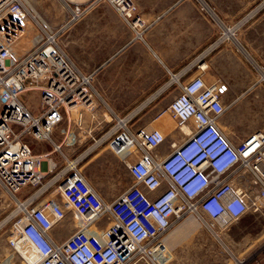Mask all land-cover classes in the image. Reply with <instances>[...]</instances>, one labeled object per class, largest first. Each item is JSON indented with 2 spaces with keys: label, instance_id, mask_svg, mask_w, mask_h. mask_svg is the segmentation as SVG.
Here are the masks:
<instances>
[{
  "label": "built area",
  "instance_id": "2783aa9c",
  "mask_svg": "<svg viewBox=\"0 0 264 264\" xmlns=\"http://www.w3.org/2000/svg\"><path fill=\"white\" fill-rule=\"evenodd\" d=\"M98 1L110 4L141 37L137 30L142 22L133 0ZM25 5L26 0H0V184L13 197L42 184L40 162L28 139L48 141L60 151L53 136L66 138L72 123L83 128L85 111L94 109L92 77L79 73L59 47L65 27L46 28L35 48L21 57L14 55L11 45L31 16ZM85 13L76 6L67 25ZM171 81L179 94L169 113L182 131L190 121L195 126L159 158L154 151L166 141L160 131H134L128 119L105 116L113 125L108 131L112 151L126 155L143 151L138 161L126 163L134 184L107 203L78 163L70 162L59 190L78 225L67 240L55 243L50 233L67 218L64 206L44 197V186L17 200L9 245L21 264L32 263L21 254L20 245L37 256L36 264H162L167 251L163 237L184 215L220 224L261 212L264 132L233 142L220 128L226 109L219 87L207 85L201 77L181 84L174 74ZM36 93L41 104L38 114L24 99ZM102 220L107 224L103 230L97 226Z\"/></svg>",
  "mask_w": 264,
  "mask_h": 264
},
{
  "label": "crops",
  "instance_id": "0c3cea01",
  "mask_svg": "<svg viewBox=\"0 0 264 264\" xmlns=\"http://www.w3.org/2000/svg\"><path fill=\"white\" fill-rule=\"evenodd\" d=\"M133 1L142 22L137 30L141 37L104 1L26 0L29 10L37 15L36 20H29L31 25L41 33L46 28L55 31L65 27L59 37L60 49L79 73L92 77L94 109L85 111V126L93 125L89 119L93 113L98 127L108 115L128 119L134 131L157 128L166 141L154 154L159 158L167 156L183 135L168 111L179 94L178 86L171 81L176 74L181 84L201 77L207 85L219 87L226 109L220 128L233 142L264 132V0ZM76 6L86 9V13L67 25ZM104 126L108 125L101 129ZM194 126L193 121L188 123L189 128ZM72 129L78 132L72 123L68 135ZM52 139L55 145L62 146L60 151L48 141L28 139L40 162L45 190L47 185L63 182L59 177L70 162L79 163L90 154V148L83 147L71 152L62 135ZM85 139L96 138L94 135ZM99 139H109L108 132ZM107 148L120 156L126 168L127 162L134 163L143 154L142 150L126 155ZM74 154L77 158L72 160ZM127 171L126 183L116 185L111 194L85 177L99 196L111 203L134 184L128 168ZM166 187L164 183L163 189ZM57 201L66 205L62 197ZM68 210L67 218L50 233L55 243L67 240L72 233L66 232L70 224L77 227L73 210ZM97 226L103 230L107 224L102 220Z\"/></svg>",
  "mask_w": 264,
  "mask_h": 264
},
{
  "label": "rangeland",
  "instance_id": "374dc122",
  "mask_svg": "<svg viewBox=\"0 0 264 264\" xmlns=\"http://www.w3.org/2000/svg\"><path fill=\"white\" fill-rule=\"evenodd\" d=\"M25 7L31 14L29 17L31 21L32 16L35 14L29 10L27 3ZM33 28L36 30L34 31L35 34L23 46L16 47V44H14L16 41L14 40L11 45L13 53L15 51L18 56H21L36 47L39 38L44 33H41L35 26ZM24 99L32 113H40L41 104L37 93L36 95L29 94ZM89 119L93 123L91 127L90 124L89 127L85 125L83 128L76 127L79 136L77 135L78 132L76 133V130L72 129L71 133L66 136L67 139L62 140L65 141L66 148L71 149V152L79 147H83V149L90 148L89 156L80 161L77 167L82 169L84 175H87L104 193L111 194L116 185L126 183L128 171L120 156L114 155L107 148L110 140L99 139L113 125H108L104 117L102 118L104 124H101L102 121H100V127H98L96 116L93 113L89 114ZM103 125L108 126H104L102 130L101 126ZM100 129L101 132L96 135L95 133ZM136 129L138 130L139 128ZM153 130L160 131L157 128H153ZM94 135L96 139H85ZM96 155L99 156L94 160L95 162L88 163ZM76 158L77 154H74L72 160ZM59 178L62 179V176ZM61 185V181L51 187L47 185L46 190L43 189L45 190L44 197L52 195L51 198H48L60 201L59 188ZM43 186L45 184L42 182L39 187L27 189L13 197L0 184V264H21L18 255L9 245L13 224L16 221L18 212L17 200H24L26 196ZM64 208L69 215L68 207L65 204ZM74 230V225L70 224L66 232L68 234ZM162 242L167 248L166 257L162 264H264V203L261 212H249L237 222L228 221L213 224L205 219L197 220L194 216L184 215L173 225L169 233L163 237ZM137 264L143 263L138 262Z\"/></svg>",
  "mask_w": 264,
  "mask_h": 264
},
{
  "label": "bare ground",
  "instance_id": "6f19581e",
  "mask_svg": "<svg viewBox=\"0 0 264 264\" xmlns=\"http://www.w3.org/2000/svg\"><path fill=\"white\" fill-rule=\"evenodd\" d=\"M33 26L31 25V22L29 20L24 21V27L22 32L20 33L19 36H17L16 38V42H14V44H16V47H21L23 46L28 39H31V37L35 34L34 28H32ZM189 128L188 127H184L183 128V132H188ZM19 250L21 252V254L23 256H25L32 264H36L38 261V258L36 255H34L25 245H20L19 246ZM35 257V258H32Z\"/></svg>",
  "mask_w": 264,
  "mask_h": 264
}]
</instances>
